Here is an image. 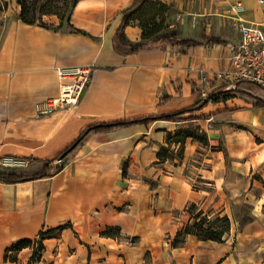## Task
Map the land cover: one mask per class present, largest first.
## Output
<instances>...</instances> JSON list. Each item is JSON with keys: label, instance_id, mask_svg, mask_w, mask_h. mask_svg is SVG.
<instances>
[{"label": "crops", "instance_id": "0c3cea01", "mask_svg": "<svg viewBox=\"0 0 264 264\" xmlns=\"http://www.w3.org/2000/svg\"><path fill=\"white\" fill-rule=\"evenodd\" d=\"M238 3L242 20L264 25V0H77L64 25L5 17L0 171L55 162L91 126L180 112L225 86L234 92L175 122L92 134L53 177L0 182V264H264V91L215 81L241 39L223 13L236 22ZM164 35L203 45L159 43ZM137 44L148 46L127 53ZM77 67L91 69L79 102L40 115L72 82L59 72ZM198 215L229 219L220 241L191 231ZM21 240L32 245L7 253Z\"/></svg>", "mask_w": 264, "mask_h": 264}, {"label": "trees", "instance_id": "16d2710c", "mask_svg": "<svg viewBox=\"0 0 264 264\" xmlns=\"http://www.w3.org/2000/svg\"><path fill=\"white\" fill-rule=\"evenodd\" d=\"M77 0L70 1V5L73 9L75 6ZM18 4L21 6V13H20V19L22 22L26 24H35V21H28L26 19L27 16V4L24 0H18ZM71 9V10H72ZM137 9H135L133 12L128 13L125 15L123 22L124 24H127L134 12ZM45 25V24H44ZM159 43H166L171 46H178L185 49H191L194 47H198L203 45L202 42L193 40V39H185V40H177V39H169V36L164 35L159 40ZM207 44H225V41L219 39V38H209L206 42ZM148 44H137V45H129L126 46L127 53H135L138 52L144 48H146ZM124 48L123 44H116V49L120 50L121 48ZM241 83V82H240ZM240 83H237L240 84ZM225 88V87H223ZM234 90H230L228 92H223L217 95L215 98H213V101H221L225 100L229 97H231ZM207 105V102L202 99L199 102H197L194 106L191 108H187L185 110H182L180 112H176L169 115L159 116V117H146L141 119H135L130 121H119V122H113V123H107V124H97L94 126H91L87 128L80 137L58 158L61 159L63 157V163L59 167H54V162H46L39 166L38 168L30 169V170H19V169H7L4 171H0V182L5 184H18L23 182H29V181H36L44 178H50L54 175L60 173L67 165V158L85 141L87 137H89L92 134L101 133V132H112L117 129L126 128L132 125H140V124H147L152 121L156 120H165V121H178L180 117L186 113H193L199 109H202ZM258 106L264 107V101L258 100L257 101ZM34 161H30V166H32ZM197 220L195 221L194 225L192 226L191 231H194L196 235L202 239V240H215L220 241L223 237V235L226 233V231L229 228L230 221L227 217H216L215 220H209L207 217L200 218V215L197 216ZM218 222H222L226 224V228L223 229L221 227H218L216 224ZM190 230L187 228L185 233H188ZM183 234L179 233L176 240L174 241V246L181 245L183 242ZM32 245L31 240H21L15 245H13L10 249H8L7 253L9 252H17L21 248L28 247ZM43 246L39 245L36 249L34 255H33V261H36L40 258V252L42 250Z\"/></svg>", "mask_w": 264, "mask_h": 264}, {"label": "built area", "instance_id": "2783aa9c", "mask_svg": "<svg viewBox=\"0 0 264 264\" xmlns=\"http://www.w3.org/2000/svg\"><path fill=\"white\" fill-rule=\"evenodd\" d=\"M232 11L237 17L236 22L241 39L238 45L231 48L229 69L218 72L215 75V81L223 85L244 82L264 90V25L249 24L242 20L239 16L244 12V8L240 3L236 4ZM59 75L62 80L71 79L72 82L62 85L58 98L48 100L38 106L40 115H49L58 109L76 105L89 83L91 69L88 67L63 69ZM228 91H230L229 86H225L223 92ZM219 94L209 96L205 92L203 98L209 101ZM62 163L63 160L58 159L54 162V166L59 167ZM3 164L19 168L23 166L24 162L5 159Z\"/></svg>", "mask_w": 264, "mask_h": 264}, {"label": "rangeland", "instance_id": "374dc122", "mask_svg": "<svg viewBox=\"0 0 264 264\" xmlns=\"http://www.w3.org/2000/svg\"><path fill=\"white\" fill-rule=\"evenodd\" d=\"M24 1L26 2L28 8L27 16H26V19L28 21H35L36 23L44 24L43 20L45 17H56L61 22V24L64 25V24H68L70 20V15L72 11L70 1L72 0H24ZM206 9L209 10V8ZM17 12L21 13V6L19 4L17 7L14 8L13 6H10V2L0 0V43L2 41V38L4 36L8 24V21L7 19H5V17L7 15ZM20 13L18 15L19 18H20ZM223 13H224V18H226V20L235 23L236 28L239 32L238 26L236 22L233 20V18L230 17L229 11L224 10ZM193 16H195V14H193ZM242 85H249L253 88L260 90L261 92L264 91L262 88L253 84L244 83V82L238 84V86H242ZM240 93L243 94L244 92H240ZM244 213H246V211ZM212 220L214 221L215 218H213ZM216 225L223 229L226 228V224L222 222H218Z\"/></svg>", "mask_w": 264, "mask_h": 264}, {"label": "water", "instance_id": "95a60500", "mask_svg": "<svg viewBox=\"0 0 264 264\" xmlns=\"http://www.w3.org/2000/svg\"><path fill=\"white\" fill-rule=\"evenodd\" d=\"M62 159H63V157L60 160H62Z\"/></svg>", "mask_w": 264, "mask_h": 264}]
</instances>
